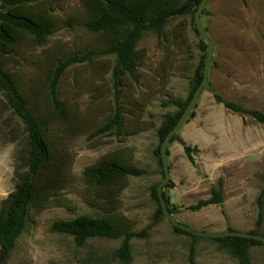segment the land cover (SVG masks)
<instances>
[{"label": "rangeland", "instance_id": "rangeland-1", "mask_svg": "<svg viewBox=\"0 0 264 264\" xmlns=\"http://www.w3.org/2000/svg\"><path fill=\"white\" fill-rule=\"evenodd\" d=\"M182 2L161 36L148 31L139 39L135 79L114 74L115 55L95 54L92 61L68 68L57 85L63 112L55 110L49 97L56 65L75 54L99 52L108 44L106 36L83 27L80 0L53 5L56 27L45 44L34 46L22 38L13 54L0 56V66L11 74L55 156L65 162L64 177L53 188H44L46 182L39 180L46 202L30 208L6 264H121L115 253L122 238H91L77 247L72 237L50 231L55 221L81 216L123 217L131 222L132 232L145 231V236L129 242V264H187L191 246L197 264H238L208 238L175 233L162 214L153 220L157 204L149 189L163 180L162 167L153 155L159 144L157 131L164 115L178 111L175 102L187 100L196 69L205 64L208 52L194 23L201 0ZM198 18L212 43L211 62L193 115L167 145L174 187L164 186L162 192L178 207L172 218L192 230L200 231L201 222L208 226L203 231L220 233L215 223L224 220L230 231L251 229L264 236V123L230 112L214 100L219 96L264 114V0H206ZM117 108L123 121L120 130L92 137ZM183 139L192 142L193 164L186 158ZM28 150L23 124L0 91V209L26 176ZM113 155L144 174L106 187L83 176L86 169ZM211 190L220 192L221 205L187 209L209 199ZM249 260L264 264V246L251 247Z\"/></svg>", "mask_w": 264, "mask_h": 264}, {"label": "trees", "instance_id": "trees-1", "mask_svg": "<svg viewBox=\"0 0 264 264\" xmlns=\"http://www.w3.org/2000/svg\"><path fill=\"white\" fill-rule=\"evenodd\" d=\"M59 0H0V56H8L15 52L19 39L28 38L34 46L46 43L49 35L56 27L53 15L54 6ZM85 13L83 27L86 31L102 34L107 37L108 44L99 52H88L81 55L75 54L64 58L56 65L49 81V97L55 110L63 112V104L57 98V85L67 71L73 65L92 61L95 54L115 55L116 66L114 74L126 73L135 79L136 45L148 31H154L157 36L163 34V28L168 19L176 15L182 8L183 0H80ZM199 3L200 0H191ZM243 1V0H242ZM204 64L201 62L196 69L194 86L186 101H176L178 111L174 114H166L157 131L159 144L153 151L154 157L161 165L159 147L165 136L175 126L179 117L185 110L193 93L200 85L203 78ZM0 91L9 110L23 124L28 143V155L26 161V176L19 182L12 193L4 201L0 209V264H6L15 247L16 241L28 222L31 207L42 205L46 197L41 192L39 180H44L51 189L64 177L65 162L53 152L49 138L41 128L37 119L29 109L26 100L19 91L11 74L0 66ZM214 100L233 113L249 115L257 122L264 123V114L255 110H244L234 103L223 101L219 96ZM193 113H191V116ZM120 108L115 110L114 116L106 122L102 128L96 130L92 137L102 135L112 129L120 130L122 126ZM118 133V132H117ZM174 138L170 141L173 142ZM184 153L193 164L192 149L183 145ZM168 156V150L166 149ZM144 172L138 168L125 165L115 155L108 159H101L97 164L83 172V176L98 187L115 186L118 181L127 177H139ZM163 174V170H162ZM264 180V174L262 176ZM157 185L151 186L149 195L157 204L153 220H157L162 214L156 195ZM174 184L169 180L166 188H173ZM163 193V192H162ZM167 211L171 214L174 206L169 202L168 196L163 193ZM223 202L220 192L211 190L210 198L200 200L195 205L188 207L189 211H198L211 205H221ZM259 225V222L257 223ZM131 222L123 217L90 218L81 216L67 221H55L50 231L59 235L70 236L77 247L85 245L91 238H122L121 246L115 256L121 264L131 262L130 240L137 236H145V231L140 234L130 229ZM174 232L186 235L179 229ZM230 231V230H229ZM249 233H254L251 231ZM225 249L238 264H251L249 249L253 246H264L263 243L241 238L227 237L210 239ZM187 264H197L195 250L191 246L187 255Z\"/></svg>", "mask_w": 264, "mask_h": 264}, {"label": "water", "instance_id": "water-1", "mask_svg": "<svg viewBox=\"0 0 264 264\" xmlns=\"http://www.w3.org/2000/svg\"><path fill=\"white\" fill-rule=\"evenodd\" d=\"M206 5V0H201V3L197 9V12L194 17V23L196 26L197 32L206 40L207 46H208V52L203 68V78L198 86V88L195 90L193 93L189 103L187 104L185 110L179 117L177 123L175 126L169 131V133L165 136L163 141L160 144L159 147V153H160V159H161V165H162V170H163V180L161 183H159L156 187V195L158 198L159 206L161 209L162 216L170 223V225L173 228L179 229L187 234H190L194 237H200V238H208V239H217V238H227V237H234V238H241V239H247V240H254L260 243L264 244V236L257 235L255 233H246V232H238V231H225V232H220V233H208L205 231H195L190 228H188L185 225H182L178 222H176L171 214L167 211L165 201L163 198V193L162 190L164 186L169 182V170H168V165H167V155H166V149L167 145L170 143L172 138L176 135V133L179 131L181 126L184 124L186 119L188 118L189 114L191 113L201 91L203 90L206 81H207V73H208V68L211 62V57H212V43L207 37L206 33L203 31V29L200 26L199 23V13L203 9V7Z\"/></svg>", "mask_w": 264, "mask_h": 264}, {"label": "crops", "instance_id": "crops-1", "mask_svg": "<svg viewBox=\"0 0 264 264\" xmlns=\"http://www.w3.org/2000/svg\"><path fill=\"white\" fill-rule=\"evenodd\" d=\"M183 142H184V144L186 145V146H188L189 147V145H192V142H190L189 140H186V139H183ZM187 158V157H186ZM188 160V159H187ZM185 194H187V192H185ZM169 198V197H168ZM169 202H170V204L172 205V203H171V200L169 199ZM172 206H174V205H172ZM206 208V207H205ZM178 210V207L177 206H174V208L172 209V212H171V214H173L174 213V211L175 210ZM203 209V208H202ZM201 210V209H200ZM180 214V213H179ZM220 221V220H219ZM217 221L215 224H217L219 227H218V229L219 230H222V232H224V230H225V228L227 227V225H226V223L224 222V220L223 221ZM220 223H223V224H220ZM222 225H224L223 227H222ZM243 227V224H241V227L240 228H242ZM207 228H208V226H206V224L204 225V224H202L201 222H200V225L198 226V230H200V231H203V230H207ZM228 228V227H227ZM226 228V230L227 231H229L228 229ZM243 230H244V232H246V233H249V232H251L252 230L251 229H249V230H245L244 228H242ZM254 231V230H253ZM241 232V231H240ZM257 231L255 230L254 231V233H256Z\"/></svg>", "mask_w": 264, "mask_h": 264}]
</instances>
